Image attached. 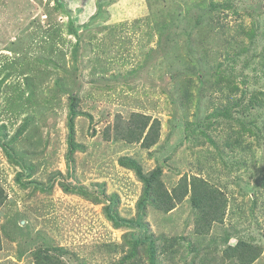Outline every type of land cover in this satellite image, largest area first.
Returning a JSON list of instances; mask_svg holds the SVG:
<instances>
[{
    "label": "rangeland",
    "instance_id": "374dc122",
    "mask_svg": "<svg viewBox=\"0 0 264 264\" xmlns=\"http://www.w3.org/2000/svg\"><path fill=\"white\" fill-rule=\"evenodd\" d=\"M140 117L149 149L117 134ZM158 172L219 188L222 221L158 206ZM0 187V264H264V0H0Z\"/></svg>",
    "mask_w": 264,
    "mask_h": 264
},
{
    "label": "trees",
    "instance_id": "16d2710c",
    "mask_svg": "<svg viewBox=\"0 0 264 264\" xmlns=\"http://www.w3.org/2000/svg\"><path fill=\"white\" fill-rule=\"evenodd\" d=\"M227 101H229V97H227ZM252 101L254 100H250L249 102L251 103ZM253 106L260 107L258 105H253ZM75 116H76L75 108L72 105L68 116L69 122L67 124V129H68L67 138L69 140L67 159L69 162L72 161L73 154L79 148V144L75 140V133H74L73 120ZM136 119L139 122V125H137L135 121L131 120L130 124L127 125L126 127L123 126L121 131L119 129L117 131V134L122 137L121 134H125L129 132L130 134H126L125 136V139L129 142L137 138L139 142V140L143 138L141 142L143 147L149 149L150 147L155 145V143L158 140L159 124L157 121H154L153 123L149 124V119L145 117L144 118L140 117V119L138 118ZM131 123L133 125H131ZM146 129L147 131L145 133ZM127 164L132 167V164L130 163ZM159 176H160V172L150 174L149 176H146V178L141 176V178L144 180V183H147L146 187L149 188L146 189V191L147 190L148 191L145 192V194L151 195L153 201L156 202L158 206L166 207L167 209L170 210L173 209V207H175L177 202H181L183 201L184 198L189 197V200H191L192 205L197 209V211L203 213L201 214V216L207 217L206 219L203 218L197 219V220H203L201 227H197V229L195 230L197 234L208 233L213 222L219 223L222 221V217L224 215V209L226 206V202L224 201L226 200L222 195L223 192L215 185L210 184L208 181L204 180L201 177L191 176L189 179H187V175H184L183 177L180 178L179 182L177 183L178 187L176 189H173L171 196L168 193L167 189H165L164 185L160 184ZM74 189H76V187L70 185L69 186L67 185L65 188L66 191H72ZM77 189L81 190L80 188ZM145 199L142 202L146 203L147 200ZM5 200H6V195L4 194L2 188L0 187V207L3 205ZM170 210H167L165 212H168ZM110 217L114 220L113 216ZM126 223H127L126 221L123 222V224ZM149 251L150 254H152V256H150V259H148L149 263L156 264L155 248L150 247ZM251 254L252 255L249 257L250 260L248 261L243 259L242 264H251L259 256V253L258 252L256 253V251L251 252ZM34 264H64V263L57 256L52 255L48 250H44V251L40 250L34 255Z\"/></svg>",
    "mask_w": 264,
    "mask_h": 264
}]
</instances>
